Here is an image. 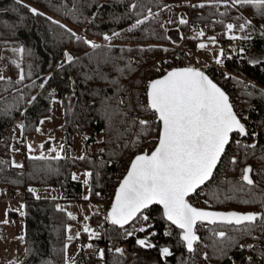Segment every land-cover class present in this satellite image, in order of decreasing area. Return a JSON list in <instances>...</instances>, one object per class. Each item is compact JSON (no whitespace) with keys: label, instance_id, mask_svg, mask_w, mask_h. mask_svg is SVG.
Wrapping results in <instances>:
<instances>
[{"label":"trees","instance_id":"obj_1","mask_svg":"<svg viewBox=\"0 0 264 264\" xmlns=\"http://www.w3.org/2000/svg\"><path fill=\"white\" fill-rule=\"evenodd\" d=\"M192 1L197 4H185ZM202 1L212 3L200 7ZM228 1L232 0H0V76L5 78L0 80V187L25 194V250L19 264H68L66 231L76 220L58 201L35 198L34 188H57L64 200L75 201L84 184L73 174L88 171L89 199L98 203L108 188L115 193L135 156L154 150L161 122L148 108V85L168 72L164 65L181 56L173 33L179 31L183 42L189 18L209 24L220 43L231 35L238 37L239 59L225 60L219 71L222 82L212 79L232 102V90L241 89L249 114L247 119L240 116L247 134L232 136L211 182L189 200L198 208L264 217V9ZM171 3L175 6L149 17V10L154 13ZM30 5L42 8V14H33ZM181 19L187 23L180 24ZM138 20L145 22L137 26ZM246 21L250 23L241 31L239 25ZM227 24L234 25L231 32ZM77 32L96 40L120 34L114 44L92 48ZM201 41L188 38L183 48L195 50ZM54 96L63 110L67 149L76 134H89V145L103 136L99 149L84 159L70 153L59 159L27 157L25 167H15L10 151L15 122H22L26 134L34 132L52 116ZM141 120L148 124L141 125ZM248 166L252 186L242 180ZM143 215L148 220L137 218L125 228L113 224L106 242L93 251L82 247L75 264H140L141 259L151 264H264V219L239 227L199 224L200 241L189 252L182 231L167 222L160 207ZM91 222L99 226L103 220L96 212ZM221 231L224 238L218 235ZM79 240L94 242L89 237ZM139 240L153 247L141 246ZM165 247L168 256L161 254Z\"/></svg>","mask_w":264,"mask_h":264},{"label":"snow or ice","instance_id":"obj_2","mask_svg":"<svg viewBox=\"0 0 264 264\" xmlns=\"http://www.w3.org/2000/svg\"><path fill=\"white\" fill-rule=\"evenodd\" d=\"M233 3L251 5L258 10L264 9V0H233ZM199 6L203 7L204 5ZM132 7L135 8L136 5L133 4ZM31 11L36 15L42 14L35 8H32ZM151 15V10H149V17ZM146 19L148 17H145ZM145 20H138L137 26L143 24ZM53 22L56 23V21ZM179 22L180 24L187 23L185 19H181ZM249 23L250 21H246L245 24L239 25L240 30L243 31L245 25ZM226 27L231 32L234 25L227 24ZM115 35H119V33ZM198 35L203 36L204 33L199 32ZM230 38L236 39L234 36ZM77 39L80 38L77 37ZM105 39L108 37L106 36ZM209 39L215 42V37ZM85 43L92 48L99 47L91 41L86 40ZM199 47L204 48L206 45L200 44ZM20 51L22 52L23 49ZM65 56L69 62L73 60L71 54L66 52ZM216 62L220 63L221 61L218 59ZM3 79L5 78L0 76V80ZM23 79L24 75L21 73L19 80ZM147 97L148 108L158 115V119L162 123L159 143L151 154L137 155L132 161L127 175L120 183L115 201L108 214L111 223L123 228L137 218L146 221L148 217L143 215V210L153 204L162 205L164 217L182 230V239L186 243L188 251L192 252L194 244L199 239L195 232L197 223L215 224L221 222L254 225L258 218L264 219L256 213L205 211L193 207L186 199L189 194L194 193L212 177L225 152L226 145L230 141L231 134H247L244 124L234 113L233 106L225 92L213 83L203 71L187 67L174 69L162 78L151 81L148 85ZM33 99L35 98L33 97ZM139 123L147 125L148 121L141 120ZM21 127L23 126L21 125ZM36 130L40 131V129ZM28 147L31 150V145ZM40 147L43 148V145ZM33 158L45 159L43 155ZM56 158L59 159V155ZM80 159H84V157L82 156ZM231 162L236 163L235 157ZM15 166L20 167L21 165ZM251 172V167L243 169L242 180L248 185H253V180L249 175ZM85 175L90 177L92 173L88 172ZM73 179H76L75 175ZM68 215L71 219H75L71 213ZM139 230L145 231L144 228ZM84 231L88 232L90 237L98 235L87 226ZM78 235L79 233H77ZM128 235H132V233H128ZM218 235L221 238L225 237L223 231ZM68 239L71 240L72 237L69 236ZM137 243L141 246L146 245L145 240H139ZM147 246L153 247L151 244H147ZM116 251L120 252L121 250L117 249ZM161 254L168 256L171 253L165 247L161 249ZM100 255L103 256L102 251Z\"/></svg>","mask_w":264,"mask_h":264},{"label":"rangeland","instance_id":"obj_3","mask_svg":"<svg viewBox=\"0 0 264 264\" xmlns=\"http://www.w3.org/2000/svg\"><path fill=\"white\" fill-rule=\"evenodd\" d=\"M232 2L233 0L231 1V3ZM199 3L211 4L209 1H202ZM185 4H190L191 6H193L197 4V2L192 1ZM232 4L238 5L234 3ZM174 6L175 4L171 3L166 8L152 13L150 17H154L158 13ZM30 7L37 9V11H42V8L40 7L32 5H30ZM199 32H203L206 35L208 34L207 36L209 38L215 37V41H218L216 34L206 33L205 30H200ZM199 32H193L192 35H197L199 37ZM76 34L79 36H83L87 41H91L96 45L114 44L113 39L115 38V36H117L106 35L108 39H105V36L102 40H96L94 38L84 35L81 32H77ZM233 36L236 37V39L230 38V41H232L233 45L232 51H238L239 39L236 35H231L230 37ZM173 37L175 38L177 44L180 45L182 43L179 31H174ZM185 41L186 40L184 37L183 43ZM1 49L2 48H0V52ZM223 49L224 48L221 46L220 51H222ZM199 58L200 56L193 52V50L190 51L189 61L193 67L195 65V60H198ZM254 58L255 56L253 57V59ZM218 59L221 61L220 63L216 62ZM211 63L220 64L221 66H224L225 56L223 55V53L222 55L220 54L218 57L211 56ZM63 122V110L60 101L56 96L53 97L52 116L41 123V125L37 128L40 129V131L35 130L34 132L26 134L22 122L20 120L16 121L13 126V136L10 149L13 165H21L20 168H23L26 166L27 157H40L41 155H43L45 159H51L56 158L57 155H59V157L61 158L70 153L71 156L80 158L85 155H91L99 149L98 143L102 141L103 136L97 137V144L89 145L87 143L89 134L74 135L71 148L67 149ZM21 125L23 127H21ZM19 145H22V147L24 148V152H19L17 150V147ZM29 145H31V150H29ZM41 145H43V148L40 147ZM53 149H55V151H53ZM85 173H88V171H76L73 174V176H76L75 180L82 181L84 184V191L81 197L75 201L68 202L67 200H62L61 192L57 188L33 189V194L35 198L44 200H56L58 201V206L61 209L65 210L67 214L71 213L73 216H75L76 223L67 226L66 231L67 238L69 236L72 237V239L67 243L66 247V261L68 264H75L77 255L81 251L82 247H87L89 244L88 241L79 240V238L84 235H88L89 240H91L92 238L90 237L88 232L84 231L85 226H87L92 231L97 232V226L91 222V216L96 213L98 203H95L89 199L90 177L86 176ZM85 180H87L88 182L85 183ZM85 197H87V199H85ZM5 221H7V223H5ZM77 233H79L78 236ZM24 236L25 194L21 191H17L16 195L14 196L13 193L7 188L0 189V264L20 263L21 259H23L22 257L25 250ZM145 241L146 245L144 246L148 247L147 244H149V242L147 240ZM140 264H151V262L141 259Z\"/></svg>","mask_w":264,"mask_h":264},{"label":"built area","instance_id":"obj_4","mask_svg":"<svg viewBox=\"0 0 264 264\" xmlns=\"http://www.w3.org/2000/svg\"><path fill=\"white\" fill-rule=\"evenodd\" d=\"M212 3V2H210ZM233 3V2H232ZM231 1L226 2V4H232ZM198 4H204V3H199ZM200 30H205L206 33H210V25L209 24H196L194 23L190 18L188 21V28L185 34V40L188 38L192 37H198L197 35H192L193 32L197 33ZM208 35V34H207ZM206 34L203 36H199V38L202 39L200 44H205L206 47L200 48L199 46L193 50L197 55L200 56L198 60H195V65L194 67L190 64V51L186 52L185 49L183 48V42L181 43L179 49L182 51L181 56L178 57V59L174 60L171 59L168 65H164V69L166 71H170L175 68L181 67L183 64H186L187 66L184 67H193L195 69H199L202 71H207L210 69V74H207L211 78H216L217 80H220L221 82L223 81V77L219 73L220 69L224 68L223 66L219 64H212L211 63V56H218L220 52L223 53L225 56V60H229L231 62L238 60L239 59V52L238 51H232V41H227L225 44L220 43L218 41L213 42L212 40L209 39V37ZM199 44V45H200ZM223 47L224 49L220 51V47ZM188 54L189 58L186 60L185 55ZM181 65V66H180ZM240 92L241 89H234L232 90V97H233V102L231 101V104L236 112V114L239 116L240 120L242 116L244 119L249 118V114L245 111L244 106L242 104V99L240 97ZM242 122V120H241ZM243 123V122H242ZM251 123V122H249ZM17 150L19 152H24V148L22 145H19L17 147ZM152 152V151H150ZM149 151L147 153H150ZM236 157L234 153H232V158ZM13 195H16V192H12ZM116 193V191H115ZM115 193L113 194L111 189L108 188L106 191H104L99 199L98 202V207L96 212L98 215L102 218L103 223L99 226L96 227L98 235L95 236L94 242H91L88 244V250L93 251L95 250L98 246L104 244L107 240V232L108 229L113 225L111 221L108 219V214L111 208V205L114 200ZM91 245V247H89ZM118 247L121 246V244H117Z\"/></svg>","mask_w":264,"mask_h":264},{"label":"water","instance_id":"obj_5","mask_svg":"<svg viewBox=\"0 0 264 264\" xmlns=\"http://www.w3.org/2000/svg\"><path fill=\"white\" fill-rule=\"evenodd\" d=\"M181 68H187V67H180V68H175V69H181ZM172 70H174V69H172ZM172 70H170V71H172ZM200 71H202V70H200ZM169 72V71H168ZM167 72V73H168ZM204 73H205V75H207L208 76V78L210 79V80H212L213 81V83H215L219 88H221V90L222 91H224L225 92V94L229 97V95H228V93L221 87V86H219L205 71H203ZM166 73V74H167ZM165 74V75H166ZM164 76V75H163ZM163 76H161V77H159V78H156V79H160V78H162ZM155 79V80H156ZM229 102L231 103V101H230V97H229ZM153 111V110H152ZM233 111H234V113L236 114V112H235V110H234V108H233ZM237 115V114H236ZM157 117H158V115H157ZM237 118L240 120V118H239V116L237 115ZM241 121V120H240ZM242 123V122H241ZM161 130H162V123H161ZM245 130H246V128H245ZM234 134H238V133H233V134H231V136H230V141H229V143H228V145H226V148H225V152H224V154L222 155V157H221V159H220V161L218 162V164H217V167H216V169L218 168V166L220 165V163H221V161H222V159H223V157H224V155H225V153H226V150H227V148L229 147V145H230V143H231V140H232V136L234 135ZM158 143H159V141H158ZM158 143H157V145H156V147L158 146ZM155 147V148H156ZM155 148H154V150H155ZM153 150V151H154ZM145 153H147V152H145ZM145 153H142V154H145ZM147 154H151V152L150 153H147ZM139 155H141V154H139ZM136 157V156H135ZM135 157H134V159H135ZM133 159V160H134ZM132 160V161H133ZM132 163V162H131ZM130 167H131V164H130ZM130 167H129V169H130ZM248 167H251V166H248ZM129 169H128V171H129ZM216 169L214 170V172H213V175H212V177L208 180V181H206L205 182V184H203V185H201V187L200 188H198L194 193H191V194H189V196L188 197H186V199L188 200V202L193 206V207H196V206H194L191 202H190V200H189V198L191 197V196H193L194 194H196V192H198L202 187H204L205 185H207L208 183H210L211 182V180H212V178H213V176H214V174H215V171H216ZM126 175H127V173H126ZM125 175V176H126ZM250 175V178L253 180V184H254V178H253V176H252V172L249 174ZM124 176V177H125ZM124 179V178H123ZM123 179H122V181H123ZM121 181V182H122ZM120 182V183H121ZM246 183V182H245ZM247 184V183H246ZM248 185V184H247ZM119 186H120V184H119ZM119 186L117 187V189H116V193H117V191H118V189H119ZM249 186H252V185H249ZM116 193H115V196H114V200H113V203H114V201H115V197H116ZM112 203V204H113ZM154 206H158V207H160L162 210H163V206L162 205H159V204H153V205H150L147 209H144L143 210V212L144 211H146V210H148V209H150V208H152V207H154ZM111 207H112V205H111ZM196 208H198V207H196ZM198 209H202V210H205V211H210V212H224V213H227V212H236V211H216V210H211V209H203V208H198ZM110 211H111V208H110ZM109 211V212H110ZM237 213H240V212H237ZM240 214H247V213H240ZM259 216L260 217H263V214H259ZM166 219V218H165ZM259 219V218H258ZM257 219V220H258ZM167 220V219H166ZM135 221V220H134ZM134 221H132V222H130L129 224H127V225H125L123 228H125V227H128L129 225H131ZM167 222H169L170 224H172L170 221H168L167 220ZM199 224H201V223H197V225H196V227H195V232H196V229H197V226L199 225ZM203 224H206V225H227V226H237V227H239V226H244V225H247V223H245V224H241V225H236V224H225V223H221V222H217V223H215V224H209V223H207V222H205V223H203ZM173 225V224H172ZM117 227H120L119 225H116ZM173 226H175V225H173ZM176 228H178L177 226H175ZM121 228V227H120ZM179 229V228H178ZM179 230H181V229H179ZM182 231V230H181ZM196 235L199 237V239H198V241L197 242H199L200 241V236H199V234H197V232H196ZM182 236H183V232L181 233V240L183 241V239H182ZM184 242V241H183ZM196 242V243H197ZM185 243V242H184ZM195 243V244H196ZM195 244H194V250H195ZM185 245H186V243H185ZM186 248H187V246H186ZM188 250V249H187ZM193 252V251H192Z\"/></svg>","mask_w":264,"mask_h":264},{"label":"crops","instance_id":"obj_6","mask_svg":"<svg viewBox=\"0 0 264 264\" xmlns=\"http://www.w3.org/2000/svg\"><path fill=\"white\" fill-rule=\"evenodd\" d=\"M220 54H221V53H220ZM220 54H219V55H220ZM219 55H218V56H219ZM218 56H212V57H218ZM219 65H220V64H219ZM224 66H225V63H224ZM224 66H223V67H224ZM18 168H20V167H18ZM81 182H82V181H81ZM3 188H4V187H0V189H3ZM61 198H62V195H61ZM62 200H64V199L62 198ZM64 201H65V200H64ZM67 201L69 202V201H71V200H67ZM96 233H97V232H96ZM87 237H88V235H84V236H82V238H85V239H86ZM93 238H95V237H92L91 239H93Z\"/></svg>","mask_w":264,"mask_h":264}]
</instances>
